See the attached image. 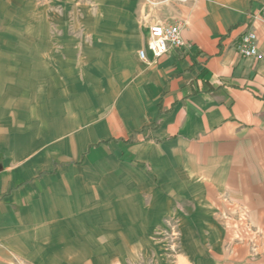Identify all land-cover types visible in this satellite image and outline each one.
I'll list each match as a JSON object with an SVG mask.
<instances>
[{
    "label": "crops",
    "instance_id": "0c3cea01",
    "mask_svg": "<svg viewBox=\"0 0 264 264\" xmlns=\"http://www.w3.org/2000/svg\"><path fill=\"white\" fill-rule=\"evenodd\" d=\"M28 3L0 0V264H226L233 208L264 210V57L237 48L264 55V0ZM155 23L186 46L142 60Z\"/></svg>",
    "mask_w": 264,
    "mask_h": 264
},
{
    "label": "rangeland",
    "instance_id": "374dc122",
    "mask_svg": "<svg viewBox=\"0 0 264 264\" xmlns=\"http://www.w3.org/2000/svg\"><path fill=\"white\" fill-rule=\"evenodd\" d=\"M27 1L33 6L34 2L38 0ZM58 3L61 8L67 4V0H58ZM233 215L235 221L226 223L231 231V236L228 239L229 257L226 259V264H264L263 207H256L255 212L252 211L251 215L246 206L236 205L233 208ZM235 245L239 247L235 248ZM170 249L172 250L171 254L178 252L177 248L170 247Z\"/></svg>",
    "mask_w": 264,
    "mask_h": 264
},
{
    "label": "built area",
    "instance_id": "2783aa9c",
    "mask_svg": "<svg viewBox=\"0 0 264 264\" xmlns=\"http://www.w3.org/2000/svg\"><path fill=\"white\" fill-rule=\"evenodd\" d=\"M258 17L264 22V5ZM186 46V40L182 34L180 23H155L149 27L146 45L138 52L142 60H147V52H151L155 58L168 53L174 49ZM239 51L255 59H262L263 53L258 46V35L255 30L244 33L237 45Z\"/></svg>",
    "mask_w": 264,
    "mask_h": 264
}]
</instances>
